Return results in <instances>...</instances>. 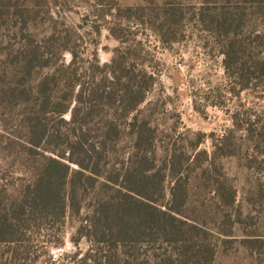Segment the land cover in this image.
I'll use <instances>...</instances> for the list:
<instances>
[{
    "label": "rangeland",
    "instance_id": "374dc122",
    "mask_svg": "<svg viewBox=\"0 0 264 264\" xmlns=\"http://www.w3.org/2000/svg\"><path fill=\"white\" fill-rule=\"evenodd\" d=\"M225 14L240 49L234 86L223 54L230 37L211 30ZM262 59L264 0H0V213L10 214L47 157L70 153L74 129L85 132L88 154L74 151L94 177L75 178V205L63 214L41 212L18 242L0 241V264H264ZM111 67L122 75L114 83ZM46 78L51 100L41 124L61 137L33 149L28 129ZM128 89L132 105L122 101ZM58 100L70 105L62 116ZM78 103L70 128L61 118L71 120ZM145 157L151 202L176 220L107 245L92 218L103 203L135 193L124 175ZM69 193L66 182L67 203Z\"/></svg>",
    "mask_w": 264,
    "mask_h": 264
},
{
    "label": "trees",
    "instance_id": "16d2710c",
    "mask_svg": "<svg viewBox=\"0 0 264 264\" xmlns=\"http://www.w3.org/2000/svg\"><path fill=\"white\" fill-rule=\"evenodd\" d=\"M210 24H213V19ZM211 26L212 32L218 36L224 35L230 37L234 32L233 17L228 14L223 15V18L221 20L217 21L215 25ZM223 46V54L225 56V69L228 74V81L232 86H234L237 84V75L234 71H232V64L234 62V58L236 57L238 50L240 49H238V44L231 37L229 41H227ZM72 54L75 57V52H72ZM34 58L35 56L32 55L24 61L22 65L23 72H28L29 67L31 66V63ZM255 66L256 69L259 71V76L261 78H264V59L257 61ZM96 67L100 68L99 63H97ZM109 74H113L115 76L107 79L111 83L116 82L114 81L115 78L119 81L122 76L121 74H118V70L116 68L112 67L109 70ZM117 74L118 76H116ZM48 79H44V82H42L40 84V87H38L37 89L38 96L41 95L42 97L39 106H35V116L38 118V120L36 119L34 121L35 125L31 126L32 129L30 127V129H28L33 149L42 145L43 142L44 144H46L47 142L49 143L50 138L52 140H56L55 142L57 144V139L61 137V134L59 133V127L56 128L52 134L47 135L46 133H44L45 131L43 127L45 125L41 124V117L45 114L46 110L48 109L51 100L50 95L46 93V88L50 84V81ZM244 82L243 85L240 84L241 87L246 86L247 83ZM84 92L85 89H82L79 93V103H81V99L83 97ZM109 92L110 94H114V92L111 91L110 87ZM132 92L133 91H131V89H128L127 92L123 94L122 101L125 102L128 99V101L130 100L128 102L129 105H132L133 102L130 97V94ZM104 93L105 92H102V94ZM140 93L143 92L140 91ZM143 100L144 99L142 96L137 102L139 103ZM79 103L74 107L72 111L71 120L65 121L63 118H61L62 121L67 124V126H70V128H72V124L76 120L77 111L81 109V105H79ZM54 108L55 111H57L59 115L62 116L63 114L69 112L70 105L68 103H64L62 100H58L55 103ZM82 108L85 109L83 106ZM112 124L113 121L108 123L109 130H111V128L113 130L115 129L114 125ZM73 132L76 135L77 141H74L75 143H72V141L70 140V135L67 134V139L65 142V144L69 146L68 148H70L68 150L70 153L67 154L66 151H62L61 153H59V158L47 157L44 163L45 167L42 170L41 174L37 177V179H35L34 183L28 185V190L25 191V193L21 197H16L13 203L11 204L9 208L10 214L8 216H4L0 213V241L18 242V236L24 232L25 228L29 227V222L31 220H36L35 217H37V214L41 212H47L51 210L53 215H57L58 213L63 214L67 206L73 207L75 205V199L77 196L76 190L78 188L77 183H75V178L77 176L86 177L90 179L94 178L91 172H87L88 170H90L89 165L84 164L83 161H80L76 157L77 153L74 151L75 148H78L81 150V152L88 154L89 151L85 150V145L83 143L85 132L80 131L79 133L78 129H74ZM110 133L111 131H109L108 134ZM91 148L93 150H96L97 146L93 144ZM52 150L57 151L56 148H52ZM144 160L145 163H143L141 168L137 167V169L129 171L126 175H124V181L128 182L130 190L140 195L141 197L146 198L147 200H135L133 198L135 196V193L131 194L128 191V196H124L123 199L116 200L113 203H108L106 205H104L103 203L101 205L100 213L97 215L96 218H92L91 222L94 227L98 226L102 229L101 236L103 237L100 238L106 240V242L104 243H106L107 245L110 244L109 241H114L119 244L127 240H135L137 238L149 234V231L153 227L161 225L164 222H168L167 224H171L174 220H176L174 213L162 211L151 202V198H153L152 193L155 192L152 189H155L156 185L155 183H153L154 176L148 175L147 168L145 167V164L147 166V158L145 157ZM71 164L78 165L80 169H72ZM68 177L69 181L67 180ZM66 182H70V200L68 203L62 195V190ZM174 198L175 201L179 199L177 195H174ZM174 203L176 205H179L178 202ZM27 211H29V213H26ZM173 211L177 212L178 207L173 208ZM20 239L21 237L19 238V240ZM101 239L99 240L102 241ZM100 258L101 257L94 258L93 262L95 264H102L103 259ZM108 264H112L111 259H108Z\"/></svg>",
    "mask_w": 264,
    "mask_h": 264
}]
</instances>
